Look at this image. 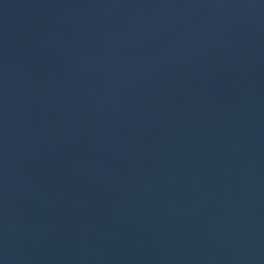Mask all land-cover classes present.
Returning <instances> with one entry per match:
<instances>
[{
	"label": "water",
	"instance_id": "1",
	"mask_svg": "<svg viewBox=\"0 0 264 264\" xmlns=\"http://www.w3.org/2000/svg\"><path fill=\"white\" fill-rule=\"evenodd\" d=\"M0 264H264V0H90L1 197Z\"/></svg>",
	"mask_w": 264,
	"mask_h": 264
}]
</instances>
